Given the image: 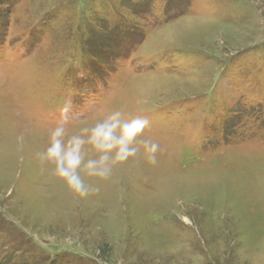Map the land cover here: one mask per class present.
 I'll use <instances>...</instances> for the list:
<instances>
[{
  "label": "rangeland",
  "instance_id": "374dc122",
  "mask_svg": "<svg viewBox=\"0 0 264 264\" xmlns=\"http://www.w3.org/2000/svg\"><path fill=\"white\" fill-rule=\"evenodd\" d=\"M114 110L157 162L78 197L37 153ZM0 264H264V0H0Z\"/></svg>",
  "mask_w": 264,
  "mask_h": 264
},
{
  "label": "clouds",
  "instance_id": "9594fccd",
  "mask_svg": "<svg viewBox=\"0 0 264 264\" xmlns=\"http://www.w3.org/2000/svg\"><path fill=\"white\" fill-rule=\"evenodd\" d=\"M149 123L145 118H125L120 110L74 132L60 121L49 129L47 147L37 156L71 193L87 197L99 189L86 178L108 180L114 168L141 155L151 164L157 162L160 144L145 134Z\"/></svg>",
  "mask_w": 264,
  "mask_h": 264
}]
</instances>
